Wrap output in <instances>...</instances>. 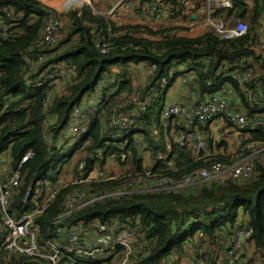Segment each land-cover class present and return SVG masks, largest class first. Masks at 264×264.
Masks as SVG:
<instances>
[{"label":"trees","instance_id":"obj_1","mask_svg":"<svg viewBox=\"0 0 264 264\" xmlns=\"http://www.w3.org/2000/svg\"><path fill=\"white\" fill-rule=\"evenodd\" d=\"M229 1L231 8H216L212 15L232 16L247 23L246 34L235 39H224L213 32L201 38L178 39L169 34L171 28L118 24L105 16L91 14L87 7L65 12L66 37L49 51L48 60L39 68L53 64L67 71L64 91L57 92L51 87H26L22 80L25 67L21 56L30 53L31 44L41 36L49 19L47 10L37 0H0V22L12 26L10 38L0 42V125L3 126L0 152L8 149L10 165L14 166L26 150L33 151L34 156L22 168L24 184L42 175L52 164L73 161L65 157L54 162L57 150L51 149L43 132L49 133L51 141L54 140L66 125L71 108L82 99H89L101 80L114 78L118 84L117 92L132 90L133 81L129 75L140 71L143 77L138 74L136 78L137 98L142 100L148 94H156L137 121V124L145 122L144 127L120 130L110 125L102 128L94 122L81 141L79 153L87 155L109 141L103 157L121 152L128 170L139 172L140 149L133 146L131 137L140 132L143 148L149 151L153 160L158 154H167L166 145H169L167 162H171L175 171L167 170V164L157 162V172L162 175L179 179L212 162L230 163L234 153L226 156L210 153L209 123L198 124L197 128L210 155L193 159V142L189 135L195 133L194 128L187 129L178 120L171 119L164 130L158 122L168 90L178 79H185L197 100L194 103L224 92L229 96L230 106L241 109L249 117L264 113V0ZM167 4L168 13H172L174 19L198 6L194 2ZM107 26L111 28L109 34ZM96 35L112 47L108 54L102 55L95 48ZM245 70L252 72L249 82L240 84L232 78ZM46 97L50 102L43 109ZM132 107L127 103L121 109ZM45 114L54 118L46 129L42 127ZM152 116H155L154 127L150 125ZM221 121L232 128L225 120ZM240 132L236 148L254 141L264 142L262 128H244ZM179 136L185 141L180 143ZM224 145V142H216L215 147ZM81 159L82 156L77 154L74 161ZM103 163L104 159L97 164L101 167ZM253 165L252 173L246 178H226L222 183L203 184L188 192L108 197L74 211L61 225L66 229L72 226L87 228L97 223L110 231L121 226L137 229L136 250L126 264H163L169 258L177 262L183 257L195 259L200 255H207L211 261H221L231 241L233 222L240 217L243 225L252 231L244 253L248 262L256 263L264 257V162L255 158ZM56 180L57 177L50 179L51 182ZM123 184L124 179L108 180L58 189L54 202L36 220L39 238H52L53 220L63 212L64 199L69 192L86 189L100 195L121 188ZM22 191L20 188L13 196L11 208L14 213L29 207L22 200ZM119 251L116 249L114 256L119 257ZM3 257L0 251V264H5ZM24 260L17 261L12 257L11 264H20ZM98 260V264H111L113 259L109 256Z\"/></svg>","mask_w":264,"mask_h":264},{"label":"built area","instance_id":"obj_2","mask_svg":"<svg viewBox=\"0 0 264 264\" xmlns=\"http://www.w3.org/2000/svg\"><path fill=\"white\" fill-rule=\"evenodd\" d=\"M37 1L39 4H41L40 2L44 3L42 0ZM93 1L60 0L57 1L58 5L47 4V7L45 4H41L47 10L49 19L43 26L41 36L31 44L32 51L21 56L25 67L22 80L26 87H51L57 92L64 91L68 78V73L64 68L53 64L44 65L40 70L39 68L48 60L49 51L66 37L63 14L69 10L87 7L91 14L102 15L112 20L122 7L128 6L137 14L139 21L136 24L150 27L157 25L164 29L171 28L169 34L178 39L201 38L210 32L224 39H235L245 35L248 30L247 23L244 21L234 19L232 16L222 18L212 15L216 8H231L229 0H113L103 9L96 6ZM95 1L99 2V0ZM164 2L203 3V16L199 20L185 24L173 23L172 13H168L161 7ZM140 17H144V19ZM120 23L123 22L120 20ZM11 27L0 22V42L10 38ZM106 32L108 34L111 32L110 26H107ZM94 46L102 55H106L112 50V47L106 44L100 35H96ZM138 74L142 76L143 73L141 71L130 73L133 89L122 92H117L118 84L114 78L101 80L89 99L84 98L78 105L71 108L66 125L54 140L51 141L49 133L43 132V138L51 148L54 147L57 151L70 149L67 159H73L71 163L52 164V167H48L42 172V175L24 184L25 174L22 172V168L34 156L33 151L26 150L14 166L10 165L8 149L0 152V251L4 254L5 264H11L12 257H15L17 261L21 258L25 259L20 264H98V258L106 253L113 254L116 249L120 250L119 257L112 264H126L136 249L137 235H139L137 229L121 226L110 231L107 227L97 223L87 228L72 226L66 229L61 225L62 221L74 211L108 197L119 198L162 191L188 192L203 184L222 183L226 178L233 180L246 178L253 171L255 158L264 162V142L254 141L238 146L228 164L212 162L175 179L158 173L156 169L157 162H159L167 164V170L175 171L171 162H167L169 145H166L167 154H158L153 160L149 151L143 148L140 132L131 137L133 146L140 149L139 155L142 163L139 172L128 170L124 163L125 155L121 152L116 151L103 157L105 146L111 143L109 141H105L102 148L90 151L87 155L84 152L79 153L82 150L83 143L81 141L94 122H97L102 128L110 125V127L120 130H129L134 127L141 130L144 127L145 122L137 124V121L141 119L143 111L155 99L156 94H148L142 100L137 98L138 83H136V78ZM252 77V72L248 70L232 76L240 84L249 82ZM49 102L50 98L46 97L42 103L43 109H46ZM127 103H131L133 107L129 110H122L121 108L125 107ZM184 103L167 99L159 114L158 122L164 130L169 126L171 119L178 120L187 129L194 128L195 133L189 135V138H195L192 141L191 157L193 159H197L199 155H210L198 131V124L225 120L238 132V135H241L240 131L244 128L250 130L262 128L264 130V113L256 115L255 118L249 117L241 109L230 106L227 93L212 94L205 101L191 105ZM6 106L4 103L3 107ZM53 119L45 114L42 127L46 129L49 124H52ZM150 125L155 126V116H152ZM2 128L3 126L0 125V133ZM178 141L182 143L185 139L181 141L179 136ZM216 142L217 140L212 138V147ZM77 154L79 157L82 156L79 162L74 161ZM86 157L91 160L87 167H85ZM102 159H104V163L99 167L97 163ZM56 177L55 182L50 181L51 178ZM122 179H124L123 186L109 193L94 195L86 189L69 192L64 199L63 212L53 220L52 238H39L36 220L54 202L58 189L69 185L80 187L93 182L120 181ZM20 188H23L22 200L29 207L14 213L11 208L12 199ZM231 229V241L221 261H211L207 255H200L195 259L183 257L177 262L169 258L163 264H264V257L256 263L248 262L244 246L252 231L243 225L240 217L234 220Z\"/></svg>","mask_w":264,"mask_h":264},{"label":"crops","instance_id":"obj_3","mask_svg":"<svg viewBox=\"0 0 264 264\" xmlns=\"http://www.w3.org/2000/svg\"><path fill=\"white\" fill-rule=\"evenodd\" d=\"M112 1L113 0H101V1L99 0V2L96 1V3H97L96 6H100L103 9V8H106L108 5H110L112 3ZM181 3H183V2H181ZM184 4H189V3H184ZM197 5L198 6L194 11H192V12L191 11L190 12L184 11L181 14H179V17L175 18L173 20V23L185 24V23H189L193 20L201 19V17L203 16L204 4L203 3H201V4L197 3ZM161 7L164 8L166 11H168L167 2L162 3ZM125 11L129 14L131 19L137 17L136 12L132 11L131 8L128 6L122 7L120 9V12H118V13L120 15H123V14H125ZM118 13L115 14V16L113 17L112 20L119 24V21H120L119 17L120 16L118 15ZM135 14H136V16H135ZM194 15H195V17H194ZM144 17H140V18L144 19ZM217 17H219V16H217ZM146 19H148V18L146 17ZM129 23H131V22H129ZM132 24H133V21H132ZM154 27H157V25H154ZM142 76H143V74H142ZM187 76H189V75H187ZM167 99L175 101V102H180V103L185 102L184 104H186V105H191L194 103V101H197L195 99V97L193 96V94L191 93L188 85L185 84V79L184 80L178 79L176 81V83L174 85H172V87L168 90ZM209 131L211 134V138H214L213 136L219 135V137L216 138L217 142H219V143L224 142V144H225L224 146L217 147V148L215 146L212 147V149L210 150L211 154L226 156V155H230L234 152L236 146L239 143V138L241 137V135H238V132H236V130L234 128L227 127L224 125L223 121L217 120V121H214L213 123H209ZM220 136H222L223 138H220ZM231 136H233V137H231ZM114 254L106 253V254L102 255L100 257V259H102V258L105 259V258L111 256L113 258V260L111 261V264H112V262H114V260L117 258L116 256H114Z\"/></svg>","mask_w":264,"mask_h":264},{"label":"rangeland","instance_id":"obj_4","mask_svg":"<svg viewBox=\"0 0 264 264\" xmlns=\"http://www.w3.org/2000/svg\"><path fill=\"white\" fill-rule=\"evenodd\" d=\"M53 1H55L57 4H55L54 6H56V5H58L59 4V2H57V1H60V0H53ZM41 4H45L44 6L45 7H47V3H45V1H44V3H42V2H40ZM93 3L95 4V5H97V3H96V1L94 0L93 1ZM50 5V4H49ZM53 6V5H52ZM106 6V5H105ZM67 12V11H66ZM120 12V11H119ZM118 15L120 16L119 17V20H122L123 22H124V24L125 23H129V22H131V24H132V21H133V24H136V23H138V21H139V19L136 17V18H133V19H131V17L129 16V14L125 11V14H123V15H120L119 13H118ZM135 16H136V14H135ZM263 20H264V18H263ZM224 125H225V123H224ZM231 134V133H230ZM215 139L217 138V137H219V135H216V136H213ZM231 137H233V136H231ZM220 138H223L222 136H220ZM212 146V145H211ZM69 153H70V149H68V148H66V149H64V150H62V151H60V150H58V151H55V158H54V162H56V161H58V160H61V159H65V157L67 158L68 156H69ZM111 233H113V232H111ZM113 259V258H112Z\"/></svg>","mask_w":264,"mask_h":264},{"label":"water","instance_id":"obj_5","mask_svg":"<svg viewBox=\"0 0 264 264\" xmlns=\"http://www.w3.org/2000/svg\"><path fill=\"white\" fill-rule=\"evenodd\" d=\"M194 140H195V138L193 137V138H192V141H194ZM51 149L54 150L55 148L52 147ZM90 162H91L90 158L86 157V158H85V163H86V166H85V167H87V166L90 164Z\"/></svg>","mask_w":264,"mask_h":264},{"label":"bare ground","instance_id":"obj_6","mask_svg":"<svg viewBox=\"0 0 264 264\" xmlns=\"http://www.w3.org/2000/svg\"><path fill=\"white\" fill-rule=\"evenodd\" d=\"M45 1L47 4L53 5V4H57L55 1L53 0H42Z\"/></svg>","mask_w":264,"mask_h":264}]
</instances>
